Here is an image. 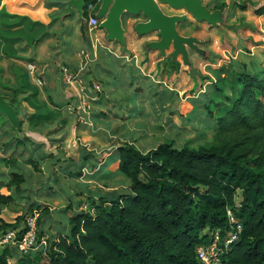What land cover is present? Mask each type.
Listing matches in <instances>:
<instances>
[{"label":"trees","instance_id":"obj_1","mask_svg":"<svg viewBox=\"0 0 264 264\" xmlns=\"http://www.w3.org/2000/svg\"><path fill=\"white\" fill-rule=\"evenodd\" d=\"M240 9L245 11L246 7ZM1 15L0 56H14L16 45L24 41L5 35L6 31L27 24L42 30L41 40L46 36L48 25L25 16ZM255 15H264V5ZM83 17H87L85 11ZM10 19L17 21H5ZM81 34L87 37L83 24ZM218 71L227 74L217 81L231 95L216 87L213 93L226 105L215 111L211 98L206 104L203 101L206 121L217 128L210 146H177L168 139L144 153L132 143L118 142L117 170L107 172L104 178L122 177L127 183L125 191L115 192L114 197L102 195L98 189L94 196L78 191L74 196L88 197L68 208L75 211L68 218L67 234H50L46 245L33 254L21 255L14 247H2L0 264H201L196 258L197 248L208 244L215 232L224 240L233 231L228 211L240 224L241 233L223 252L224 263L264 264V67L257 74L232 65ZM24 89L26 102L36 110L31 115L39 119L47 115L37 113L41 107L32 100L34 93L26 85ZM1 131L0 149L10 153L0 157V166L8 168L7 181L0 182V189L9 192L0 193V236L8 230L22 233L25 218L36 212L40 240L50 233L42 228L50 221L49 207L32 203L13 221L3 218L9 205L26 196V180L18 159H25L29 149L9 124ZM29 154L25 164L40 176L43 160ZM94 157L87 153L82 161ZM95 166L87 163L88 168Z\"/></svg>","mask_w":264,"mask_h":264},{"label":"rangeland","instance_id":"obj_2","mask_svg":"<svg viewBox=\"0 0 264 264\" xmlns=\"http://www.w3.org/2000/svg\"><path fill=\"white\" fill-rule=\"evenodd\" d=\"M93 1L94 3H92ZM179 1L177 6H173L169 3L152 0L164 19L174 21L173 28L180 39V44L177 45L178 49L174 48L173 41L163 50L155 49L152 44L161 41L158 30H153L151 35L142 38V36L136 34L135 22L132 21V18L128 22L126 21V28L133 29L134 32L130 30L129 40L127 44L121 45V49L129 48L131 54L129 58L136 56L137 53L140 54V73L148 79L147 82L150 85L148 94H154L157 86L160 85L175 90L176 99L168 104L172 111L175 109L176 113H181V115H173V113L167 116L162 115L163 118L159 122L164 124L163 119L166 116L167 120H171L169 122L171 123V129L165 126L161 130H150L148 135L146 132L143 137L138 136L140 134L136 132L138 134L133 139L134 141L137 139L135 143L138 144L140 150L141 148H152L159 142H165L167 140L166 135L173 139L177 146L185 143L192 147L210 146L215 141L217 128L213 122L206 121L208 119L203 108V101L206 104L209 102L208 98H211L216 105L215 111L218 107L226 105L221 96L213 93L216 87L227 95H231L227 88L217 81V79H223L227 74L224 72L220 74L218 70L221 67L232 65L241 71L246 70L252 74H257L264 67V15H255L256 9L264 5V0ZM57 3L63 5L65 0H0V15L5 12L9 15L25 16L32 22L41 23L47 17L46 11L55 8V4L58 5ZM87 3H91L93 6L92 10H84L87 13V17H82L81 20L83 26L87 29V35L96 37L97 41H107L108 43L107 36L98 35L100 30L106 32L100 25L107 20V12L96 17L99 22V26L96 29H90L87 24L88 19L99 11L102 0H87L86 5ZM241 6L246 7V10L242 11L240 9ZM140 15L142 19H147L142 13ZM5 21L14 23L17 19ZM41 32L42 30L39 28L35 26L28 27L27 24L5 32L7 36L21 37L24 41L16 45L17 50L14 56H0V97L12 108L19 123L18 126H13L6 116L0 113V134L5 125L9 124L14 130L13 134L26 141L31 155L36 154L35 152H37L38 148L35 146L39 145V143H44V151L46 153L51 151V158L40 165L42 170L40 176H37L31 166L24 162L30 156L29 153L25 154V159H18L19 170L24 174L26 180L24 186L26 196L22 201L9 205L3 211V218L13 221L17 216L24 214L27 210L26 208L32 203L49 207L51 213L50 221L48 225L44 224L42 227L47 232H50L43 237L46 243V239L51 237L50 234L58 235L61 231L62 234L63 232L65 234L68 233V218L75 211L73 208L68 209L69 207L77 206L80 202L83 203L85 197L94 196L95 191L98 190L101 191L102 195L111 194L110 196L114 197L115 192L125 191L127 183L121 177L112 175L107 180L105 178H93L98 173L96 172L97 168H88L87 163H100L101 158L99 157L84 161V165L87 168L85 170L79 169V171L77 167L76 169L75 166L68 165V162L65 161V153L70 155V157L74 155V159H77V152L84 147L86 152L82 153L83 159V156L90 153V149H94L97 145L105 147L104 141L100 140L99 136L89 137L93 134L87 127H82L83 124L79 122L80 120L74 119L63 126L60 122L61 115H42L43 117H40V119L37 118V115H31L34 110L26 102L28 98L24 92H27V88L24 89V86L32 84L33 82H30L35 77L29 74L26 65L32 63L29 55L30 48L37 44L35 43L36 41L42 39ZM116 47L118 46L116 45ZM155 60H158L159 63L154 68L150 67ZM87 69L92 76L94 66ZM111 72V78L112 75L117 77V81L114 79L110 81V86L113 87L112 93L108 87L109 85L104 83L103 85L102 82L93 78V76L92 79L99 83L101 92L103 89L101 93L102 96L105 95L103 101L105 103L107 100L111 101L112 106L110 105L109 110L114 109L119 114L118 116L127 115L123 116L125 117L123 122L127 123L128 130H132L138 120L129 118L128 115L137 117L138 115L147 114L142 113L141 103L137 99L139 95L121 87L128 79L130 81H139L143 77L138 69L135 68L126 72V78L116 70L115 66L112 67ZM144 81L146 82V79ZM159 82L160 84H158ZM41 96H43V100L51 110L52 108L43 92ZM160 97L157 96L156 98L160 99ZM156 98L151 97L148 99L152 110L153 108H158V104L154 103V101L160 102V100L158 101ZM51 100L53 101V99ZM10 103H13V105ZM191 105L196 108V112L185 118ZM180 117L182 118L180 119ZM123 122L119 123V125ZM37 126L42 127L41 129L44 133L49 135L47 136L48 141L45 137L33 133L35 131L33 128ZM119 132V134H122L121 130ZM131 136L133 135L130 134ZM122 137H126V135H122ZM49 139H54L55 141V144H51V147L49 145L51 140ZM103 139L105 140V137ZM123 141L114 137L109 145H117L118 142ZM9 153L4 154L0 149V157L3 155L8 156ZM57 158L59 159L55 160ZM69 162L71 163V160ZM74 168L76 169L74 175L76 176L78 171L82 173L81 176L67 178L68 176L65 173L67 171L70 172ZM114 170L115 166L108 167V171L113 172ZM7 177L8 168L4 165L0 166V182L7 181ZM103 181H106L107 185L103 186ZM78 191H84L88 196H74L73 194ZM0 193L8 194L9 192L6 188H1ZM56 228L60 231L56 230Z\"/></svg>","mask_w":264,"mask_h":264},{"label":"crops","instance_id":"obj_3","mask_svg":"<svg viewBox=\"0 0 264 264\" xmlns=\"http://www.w3.org/2000/svg\"><path fill=\"white\" fill-rule=\"evenodd\" d=\"M71 1L75 0H65L63 5L57 3L58 5L55 4V8H51L50 10L46 11L47 17H45L43 22H41L42 24L48 25L45 31L46 36L35 46L30 48L29 55L32 63L36 67V70L33 74H31V76L35 77L33 78V81L30 82L33 83L27 85V87L30 88L31 93H34L31 97L32 100L41 107L37 113L42 114V112H46L47 115H61L60 122L63 126L67 125L74 119H78V121L80 120L79 122L83 124L82 127H87L93 134L89 137L99 136V139L104 141L103 143L105 147H99L97 145L94 149H90L91 151H89L90 153H93L95 156L94 158H101V161H99L100 163H95V168H97L96 172H98L99 168L102 170L98 172L97 175L95 174L93 178L98 177L99 179H104L106 173L111 172L108 171L109 166H115V170L111 173L116 172L118 166V159L116 156L117 146L109 145V143L113 141L114 137L120 139L121 141L124 140L128 143H132L137 149H139L138 144L135 143L137 142V139L135 141L133 139L136 138L138 133L140 134L138 136L143 137L146 132L148 135L150 130H161L165 126L171 129V123H169L171 120H167L166 116L171 115V113H173V115H181V113H176L175 109L172 111L168 104L174 102V99H176L175 90L173 88H167L163 85H156V92L154 94H148L150 85L147 82L148 79L146 76L140 73V54L137 53L136 56L134 55V60L133 57L129 58L131 55L129 48L126 47L125 49H121V45L127 44L129 40L130 30L134 32L133 29L126 28V21L128 22V20L132 18V21L135 22L136 27L140 24H147L149 22L148 19H145L144 17V19H142V16L140 15L141 13L132 15V17H130L131 15L123 12L119 18V25L123 32L122 41H118L116 39L109 40L106 38L109 41L108 43L107 41L101 42V40L97 41V38L92 37V35H87L86 38H83L81 34V20L84 10L88 11L87 6L90 3H87V5L86 2L84 3L82 15L80 16L77 8L73 4L69 5ZM96 14L93 16L96 17ZM135 32L139 36H142V38L153 33L152 31L144 34H139L137 31ZM101 34L108 36L107 31L104 32L100 30L98 35ZM116 45L118 47H116ZM158 63L159 61L155 60L153 61V64L150 65V67L154 68ZM91 66H94V72L92 74L93 78L99 80L102 82V84L104 83L109 85L108 87L111 93L113 91V87L110 86V81L112 79L117 81V77H114L113 75L112 78L110 77L113 66L116 67V70H118L121 75H124V78H126V72L132 68L138 69L139 73L142 75L143 79L139 81H130L128 79L127 82L123 83V87H121L123 89L125 88L126 90L129 89V91H133L136 95H139L137 99L139 103H141L142 113L147 114L138 115L137 117L135 115H128L129 118H135L138 120V122L136 121L137 124H135L132 130H128L126 126L127 123L123 122V119H125L123 116L127 115L118 116L119 114L114 109L109 110L111 101L106 99L107 102L105 103L103 101L105 95L102 96V94H100L97 101H93L89 98V87H91L92 84H99L94 81L91 74L88 73L89 70L87 68ZM63 69H67L70 73L76 75L77 81L73 85H67L65 83L63 79ZM144 79H146V82ZM158 84H160V82ZM82 91L84 92L82 93ZM42 92L45 95V98H47V102L52 108L51 110L47 107L46 102L43 100V96H41ZM81 94L87 98L85 114L81 112V102L78 101V97ZM157 96H161L160 99L156 98ZM151 97L158 99V101L160 100V102L154 101V103L158 104V108H153V110L150 108L148 102V99ZM51 99H53V101ZM166 106H168L167 109ZM193 107L194 106L192 105L190 106L188 115H186L185 118H188L189 115H193L195 113L193 111ZM32 109L34 110V108ZM35 111L36 110H34L32 114L35 113ZM162 115H166L164 117L165 120L163 119V122H165L164 124L159 122V120L163 118ZM181 118L182 117H180V119ZM121 122L123 123L119 125ZM173 127L177 128L175 126ZM41 128L42 127L40 126L33 128L35 130L33 133H36L41 137H45V139L48 141L47 136L49 135L45 134ZM119 130H121L122 134H119ZM130 134L133 136L130 137ZM122 135H126V137H122ZM103 137H105V140ZM165 137L167 140L171 139L167 135ZM49 140H51L49 141L51 142L49 144L51 147V144H55V141L54 139ZM66 140L65 133V142ZM160 144L161 143L159 142L157 145L152 146V148H141V150H139L145 153L156 148ZM35 147L38 149L37 152H35L36 154H32V158L41 157L43 160L41 164H43L47 159L51 158V151H49V153L44 151V143H39V145H36ZM85 152L86 149L84 147L80 148L77 152V159H74V155H72L73 157H70V155L65 153V161L68 162V165L71 164L72 166H75V168L77 167L78 171L79 169L85 170L87 167L82 161V153L84 154ZM84 157L85 156H83V158ZM58 159L59 158L55 160ZM70 160L71 163L69 162ZM75 168L70 172L67 171V173H65V175L68 176L67 178L72 176L75 178L74 174L75 170L77 169ZM105 185H107V182L103 181V186ZM56 230L60 231L58 228H56ZM63 234H65V232H63Z\"/></svg>","mask_w":264,"mask_h":264},{"label":"built area","instance_id":"obj_4","mask_svg":"<svg viewBox=\"0 0 264 264\" xmlns=\"http://www.w3.org/2000/svg\"><path fill=\"white\" fill-rule=\"evenodd\" d=\"M92 4L87 6V10H92ZM90 29H96L99 26V22L95 16L90 17L87 21ZM26 69L29 74H33L36 67L33 63L26 65ZM63 79L67 85H73L77 81L75 74L70 73L67 69H63ZM89 98L93 101H97L101 94V86L99 84H92L89 87ZM84 91H82L83 93ZM87 98L82 94L78 97V101L81 103V112L86 113ZM39 214L34 212L28 215L24 221L23 232L19 229L8 230L6 233L0 236V248L5 246L14 247L19 254L28 255L35 253L39 248L46 245L45 239L37 237V219ZM229 222L234 226L233 231L228 234L224 240L220 239L219 233L215 232L211 235L210 241L206 245H202L196 250V258L201 264H226L223 261L222 254L228 248L230 244L238 240V236L241 233L240 224L233 218L231 213L227 212Z\"/></svg>","mask_w":264,"mask_h":264},{"label":"water","instance_id":"obj_5","mask_svg":"<svg viewBox=\"0 0 264 264\" xmlns=\"http://www.w3.org/2000/svg\"><path fill=\"white\" fill-rule=\"evenodd\" d=\"M87 0H75L71 1L69 5H74L82 15V8ZM162 3H169L173 6H177L180 2L179 0H158ZM107 12V20L100 25L101 28L108 32L107 38L109 40L116 39L122 41V30L119 25V18L126 12L129 15H137L142 13L147 19V24H140L135 27V30L139 34H144L153 30H158L161 36V41L159 43L152 44L154 48H159L161 50L167 48L169 44L173 41L174 48L180 44V39L177 37L173 24L174 21L170 19H164L159 13L152 0H102L101 7L96 14V17ZM179 48V47H178ZM177 48V49H178ZM177 51V50H176ZM0 113L6 116L8 121L13 126H18V120L14 114L12 108H10L7 103L0 97Z\"/></svg>","mask_w":264,"mask_h":264}]
</instances>
